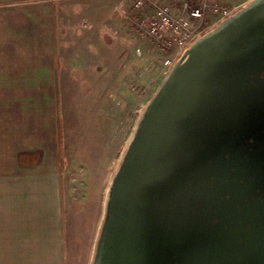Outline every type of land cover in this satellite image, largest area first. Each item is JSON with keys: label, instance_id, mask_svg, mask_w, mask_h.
<instances>
[{"label": "water", "instance_id": "water-1", "mask_svg": "<svg viewBox=\"0 0 264 264\" xmlns=\"http://www.w3.org/2000/svg\"><path fill=\"white\" fill-rule=\"evenodd\" d=\"M92 264H264V0L168 70L112 178Z\"/></svg>", "mask_w": 264, "mask_h": 264}, {"label": "rangeland", "instance_id": "rangeland-1", "mask_svg": "<svg viewBox=\"0 0 264 264\" xmlns=\"http://www.w3.org/2000/svg\"><path fill=\"white\" fill-rule=\"evenodd\" d=\"M94 1L58 0L57 97L0 100V264H92L112 178L164 61L178 59L136 27L154 0ZM218 21L204 18L200 35Z\"/></svg>", "mask_w": 264, "mask_h": 264}, {"label": "crops", "instance_id": "crops-1", "mask_svg": "<svg viewBox=\"0 0 264 264\" xmlns=\"http://www.w3.org/2000/svg\"><path fill=\"white\" fill-rule=\"evenodd\" d=\"M62 21L58 0H0V100L57 97Z\"/></svg>", "mask_w": 264, "mask_h": 264}, {"label": "built area", "instance_id": "built-area-1", "mask_svg": "<svg viewBox=\"0 0 264 264\" xmlns=\"http://www.w3.org/2000/svg\"><path fill=\"white\" fill-rule=\"evenodd\" d=\"M151 14L137 22V29L160 44L165 51L176 52L179 58L188 46L200 35L203 20L217 17L220 20L232 14L231 10L222 5V0H195L198 5L192 6L191 0H183L179 5L159 4L161 0H154ZM145 0H136L134 8L143 9ZM175 58H168L164 66L169 69Z\"/></svg>", "mask_w": 264, "mask_h": 264}]
</instances>
